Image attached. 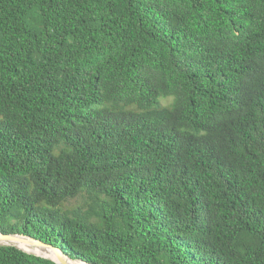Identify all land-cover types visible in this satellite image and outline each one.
Here are the masks:
<instances>
[{
  "label": "trees",
  "instance_id": "trees-1",
  "mask_svg": "<svg viewBox=\"0 0 264 264\" xmlns=\"http://www.w3.org/2000/svg\"><path fill=\"white\" fill-rule=\"evenodd\" d=\"M0 233L264 264V0H0Z\"/></svg>",
  "mask_w": 264,
  "mask_h": 264
},
{
  "label": "water",
  "instance_id": "water-1",
  "mask_svg": "<svg viewBox=\"0 0 264 264\" xmlns=\"http://www.w3.org/2000/svg\"><path fill=\"white\" fill-rule=\"evenodd\" d=\"M18 238H22L24 239L26 242L32 244L33 246H36V247H41V248H46L48 250H50L54 256V258H49V257H45V256H41V255H37V254H34V253H31L29 251H25L23 249H21L20 247L14 245L11 243V241L13 239H18ZM0 246H13V247H16L28 254H31V255H35V256H39V257H43V258H46V259H49L57 264H86L82 261H79V260H73L71 258H69L67 255H65L59 248L57 247H54L52 245H48L40 240H36L32 237H29V236H24V235H20V234H2L0 233Z\"/></svg>",
  "mask_w": 264,
  "mask_h": 264
},
{
  "label": "bare ground",
  "instance_id": "bare-ground-1",
  "mask_svg": "<svg viewBox=\"0 0 264 264\" xmlns=\"http://www.w3.org/2000/svg\"><path fill=\"white\" fill-rule=\"evenodd\" d=\"M25 240L22 238H18V239H13L11 241L12 244L18 246V247H23L24 249L30 250L31 253H35L37 255H41V256H45V257H49V258H54L52 252L50 250H46V249H41V248H31L29 244L27 243H23Z\"/></svg>",
  "mask_w": 264,
  "mask_h": 264
},
{
  "label": "rangeland",
  "instance_id": "rangeland-1",
  "mask_svg": "<svg viewBox=\"0 0 264 264\" xmlns=\"http://www.w3.org/2000/svg\"><path fill=\"white\" fill-rule=\"evenodd\" d=\"M165 103V102H164ZM23 243H27V244H29L30 245V247L33 249V248H38V247H36V246H33L32 244H30V243H28V242H26V241H24ZM39 248H41V247H39ZM21 249H23V250H25V251H29V252H31L30 250H27V249H24L23 247H21ZM41 249H46V248H41ZM46 250H48V249H46ZM33 253V252H32ZM35 254V253H34Z\"/></svg>",
  "mask_w": 264,
  "mask_h": 264
}]
</instances>
